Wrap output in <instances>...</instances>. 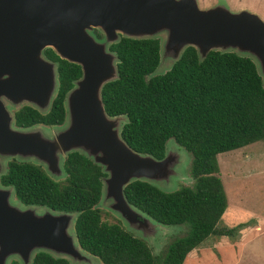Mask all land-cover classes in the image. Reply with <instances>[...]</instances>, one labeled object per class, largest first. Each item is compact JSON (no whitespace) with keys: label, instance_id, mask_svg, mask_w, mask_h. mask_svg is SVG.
<instances>
[{"label":"water","instance_id":"1","mask_svg":"<svg viewBox=\"0 0 264 264\" xmlns=\"http://www.w3.org/2000/svg\"><path fill=\"white\" fill-rule=\"evenodd\" d=\"M158 35L159 61L150 77L158 65L169 70L192 47L199 61L211 51L248 58L264 89V21L249 10L231 11L221 2L200 9L196 0H0V176L15 160L41 167L55 181L66 177L64 157L76 152L100 168L99 201L108 202L126 232L145 241L165 232L169 227L127 202L124 188L139 181L175 191L169 180L186 151L169 145L171 139L161 160L133 151L120 137L125 116H107L101 101L102 87L118 78V59L109 46L120 38ZM45 49L79 66L80 77L64 97L62 124L18 128L8 106H29L44 115L55 96L56 63L44 57ZM14 198L13 188L0 184V264L12 258L30 264L38 252L69 264L98 262L76 242V212L25 206Z\"/></svg>","mask_w":264,"mask_h":264},{"label":"trees","instance_id":"2","mask_svg":"<svg viewBox=\"0 0 264 264\" xmlns=\"http://www.w3.org/2000/svg\"><path fill=\"white\" fill-rule=\"evenodd\" d=\"M94 35L100 38L99 33ZM109 51L117 56L118 78L102 87L101 101L107 116H125L121 139L133 151L156 160L164 157L169 139L192 156L191 186L166 193L134 181L124 188V196L157 223L185 226V234L154 256L142 240L120 224L103 221L95 208L103 174L76 152L64 159L66 177L62 181H53L32 163L11 160L0 184L11 186L22 205L76 212V242L102 264H183L209 236L229 237L243 226L217 228L227 200L216 156L264 142V89L254 64L233 53L211 51L199 61L195 49L187 47L169 70L150 77L159 61L158 40L120 38ZM43 55L56 63L55 96L44 115L29 106L16 110L13 118L18 128L62 124L64 97L80 77L79 66L60 59L51 49H45ZM30 264L69 263L38 252Z\"/></svg>","mask_w":264,"mask_h":264},{"label":"rangeland","instance_id":"3","mask_svg":"<svg viewBox=\"0 0 264 264\" xmlns=\"http://www.w3.org/2000/svg\"><path fill=\"white\" fill-rule=\"evenodd\" d=\"M220 2L227 5L231 11L246 9L254 12L264 21V0H198V6L200 9H204ZM94 32L99 33V30L94 29ZM118 35L121 37L120 34ZM102 39L103 35L100 34L99 40ZM155 39L160 41L163 36H155ZM165 71L158 65L155 71L158 74L153 75H161ZM8 109L15 112V108L8 106ZM43 127L48 130L53 129V126ZM48 135L49 133H45V136ZM168 143L177 145L172 139ZM191 160L192 158L187 152L186 156H181V161H178L176 168L177 175L169 180V189L191 186L192 180L189 176ZM216 161L218 175L227 200L226 209L217 228H231L238 224H243V226L240 230L233 231L229 237L209 236L186 256L183 264H264V142L258 141L233 151L218 154ZM54 179L62 181L65 177ZM14 201L11 199L12 204ZM107 205L108 202H102V199L97 204L96 208L100 211L102 220L109 224H120L126 231L121 220ZM38 212L41 213L42 210ZM53 214L56 213L53 212ZM185 232V226H172L165 232L156 233L149 240L142 241L148 246L152 255L158 256L163 253L174 238L183 236ZM131 235L140 239V235H134V233ZM13 261L16 262L12 258L9 264ZM96 262L90 260L87 264H102L98 259Z\"/></svg>","mask_w":264,"mask_h":264},{"label":"bare ground","instance_id":"4","mask_svg":"<svg viewBox=\"0 0 264 264\" xmlns=\"http://www.w3.org/2000/svg\"><path fill=\"white\" fill-rule=\"evenodd\" d=\"M197 1V4H198V0H196Z\"/></svg>","mask_w":264,"mask_h":264}]
</instances>
